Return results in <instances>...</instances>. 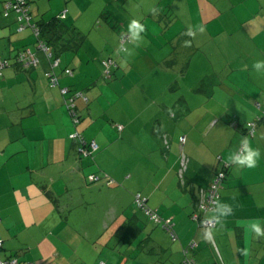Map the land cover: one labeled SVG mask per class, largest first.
Returning a JSON list of instances; mask_svg holds the SVG:
<instances>
[{"label":"crops","instance_id":"obj_1","mask_svg":"<svg viewBox=\"0 0 264 264\" xmlns=\"http://www.w3.org/2000/svg\"><path fill=\"white\" fill-rule=\"evenodd\" d=\"M7 1L0 0V47L12 61L0 77L1 257L183 264L194 244V264H264V239L245 228L264 222V72L253 68L264 60V0H29L34 23L65 14L64 23L84 36L77 50L60 53L57 87L42 54L29 70L14 62L22 50L37 52L38 39L31 27L19 31L16 14L3 16ZM134 19L145 26L143 43L130 40L120 52ZM197 25L205 31L187 36ZM107 57L116 66L103 81L99 61ZM62 87L88 97L76 102L78 124ZM258 118L247 137L246 124ZM74 134L98 150L82 154ZM245 137L262 153L252 170L228 159ZM225 164L220 200L233 213L208 239L197 205ZM137 195L172 224L176 241L136 207ZM146 221L157 230L149 233ZM99 242L117 249L101 250Z\"/></svg>","mask_w":264,"mask_h":264},{"label":"built area","instance_id":"obj_2","mask_svg":"<svg viewBox=\"0 0 264 264\" xmlns=\"http://www.w3.org/2000/svg\"><path fill=\"white\" fill-rule=\"evenodd\" d=\"M10 14H16L18 16V21L21 24L19 31L24 30L25 27H31L35 37L38 39L37 52H33L31 50H22L17 54L16 58L14 59V62L18 64L22 69L29 70L40 65L41 60L39 58L38 53L42 54L49 63V70L46 72L45 76L49 80L50 85L52 87H57L59 85V79L58 76H56L55 74V69L61 65V58L55 56L52 48L48 46L47 43L41 39L40 28L37 27L36 24L33 22L31 12L29 11L28 0H12L6 2L3 5V16L8 17ZM60 18L64 19L65 14L60 16ZM128 39L129 36H124L122 39V43H125L126 41H128ZM122 49L125 50V48ZM102 64L105 68L106 77H111L110 70H111V66H113V62L111 60H105L102 62ZM11 65H12V61L9 59L0 60V77L3 76L4 70H6ZM64 73L66 75H72V71L70 69H65ZM61 93L65 98L66 105L72 115L74 124L80 123V117L78 115L76 102L79 99H83L85 102H87L88 97L85 95L83 91H75L69 87H62ZM256 106L260 107L261 103H257ZM259 121L260 118H258L254 122H249L246 124L247 137H254L257 129V124L259 123ZM72 138L79 140L84 145V147L81 148L80 151L82 154L86 156L91 155L92 153L98 150L97 143H95L94 141L87 143L81 137L80 134H74ZM185 140H186L185 137H182L180 139L181 149L185 144ZM186 162H187V158L182 150L181 153L182 169L180 171L181 176L183 174V171L185 170ZM229 167L230 164H225L224 167L216 173L209 187L201 192L200 200L197 205L198 214L196 215V218L201 220L202 225L206 228L212 229L216 227V224L210 223L209 219H206L205 216L203 215H206L207 213H210L212 211L215 199L221 198V191L223 189V184L226 180L227 171ZM99 180H100L99 177L95 175L90 176V181L92 182H99ZM135 205L137 208L142 209L145 212V214L151 219L152 222H154L155 224L161 226L163 229L168 231L172 237V240L176 241L177 237L174 232L172 224L169 221L161 218L156 211L150 209L146 204L145 198H142L140 195H137L135 197ZM2 248H3V242L0 240V264H34L30 262L21 263L19 259L16 257L3 259L1 257ZM191 248L192 249L194 248V244H192L188 249H185L183 251L186 257L183 264H194V261L189 257Z\"/></svg>","mask_w":264,"mask_h":264},{"label":"clouds","instance_id":"obj_3","mask_svg":"<svg viewBox=\"0 0 264 264\" xmlns=\"http://www.w3.org/2000/svg\"><path fill=\"white\" fill-rule=\"evenodd\" d=\"M145 31V26L139 20H132L128 25V34L131 41L139 45L143 43L142 33ZM205 31L203 26H196V29L189 28L186 35L189 37H195L197 32L203 33ZM190 42L186 41L185 44L188 45ZM253 68L257 73L264 72V60H257L253 64ZM262 158L261 151L254 147L251 141L245 137L240 140L239 148L233 151L228 159L235 165L238 169H248L252 170L258 166L259 161ZM233 207L227 202L220 199L214 200V206L212 208L211 214L209 216V222L223 226V223L227 217L232 215ZM248 232L253 233L256 238L264 239V222L260 220L249 221L245 225ZM215 235L211 229L207 232V238L212 239ZM242 254L247 255V250H241Z\"/></svg>","mask_w":264,"mask_h":264},{"label":"trees","instance_id":"obj_4","mask_svg":"<svg viewBox=\"0 0 264 264\" xmlns=\"http://www.w3.org/2000/svg\"><path fill=\"white\" fill-rule=\"evenodd\" d=\"M29 1V0H28ZM3 14V11H2ZM36 26L40 28L41 39L47 43L53 50L55 56L60 57V53L70 50H77L80 46H82L84 36H82L79 32H75L71 28L64 23V21L60 17H55L50 21H41L35 22ZM124 36L129 35H121L120 37V51L123 52L126 50L125 43L130 41V36L128 41L122 43V39ZM122 48H125L123 50ZM105 60H111L113 62V66H111V76L113 74V69L116 66V62L112 58H106ZM105 69V68H104ZM84 92V91H83Z\"/></svg>","mask_w":264,"mask_h":264},{"label":"rangeland","instance_id":"obj_5","mask_svg":"<svg viewBox=\"0 0 264 264\" xmlns=\"http://www.w3.org/2000/svg\"><path fill=\"white\" fill-rule=\"evenodd\" d=\"M8 2V1H7ZM6 3V2H5ZM5 3H3V5L5 4ZM1 44V43H0ZM119 48H120V46H119ZM119 51H120V49H119ZM3 52H4V49L3 48H1L0 47V57L2 58V59H0V60H5V59H7V58H4L3 57ZM121 52V51H120ZM124 53H126V52H124ZM5 54V53H4ZM108 58V57H107ZM102 60L103 59H101L99 62H100V64L102 63ZM63 64H64V62L62 61V59H61V65H60V67H62L63 66ZM102 65V64H101ZM60 67H57V69L58 68H60ZM96 68L95 69H97V65L95 66ZM100 72L102 71V73H101V75H100V78L103 80V81H108V79H106L107 77H106V75H105V69L103 70V66H102V70H99ZM99 72V73H100ZM114 76V75H113ZM96 183H98V182H96ZM137 209V208H136ZM154 223V222H153ZM145 224H148L149 226H150V228H149V233L151 232V231H153V230H157V229H155L154 227H152L153 226V224L151 225L150 224V222H145ZM155 224V223H154ZM100 230V229H99ZM100 232V231H99ZM98 246H99V248L101 249V250H109L110 252L111 251H115L116 249H117V245L116 244H110L108 247H106V246H104V243H102V242H99V244H98ZM120 246V245H119ZM105 249H104V248ZM125 248H127V245L125 246ZM119 251H122V247H120V249H119ZM106 261V260H105ZM102 262L104 263V261H99V263L100 264H102Z\"/></svg>","mask_w":264,"mask_h":264}]
</instances>
